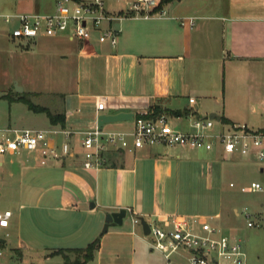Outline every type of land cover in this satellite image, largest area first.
Returning a JSON list of instances; mask_svg holds the SVG:
<instances>
[{
    "label": "crops",
    "instance_id": "1",
    "mask_svg": "<svg viewBox=\"0 0 264 264\" xmlns=\"http://www.w3.org/2000/svg\"><path fill=\"white\" fill-rule=\"evenodd\" d=\"M131 6L106 7L115 17L109 25L119 30L116 44L99 41L97 31L88 41L66 34L32 40L36 42L35 47L53 56L55 62L50 70L62 72V79L71 81L69 89L53 91L63 94L59 111L65 112L66 124L61 127L48 121V128L84 131L97 126L100 113L132 111L137 114L155 106L193 110L192 115L172 116V123L180 128L188 129L194 117H207L212 113L225 118L227 123L242 122L238 115L241 111L237 110L241 103L233 98L225 103V80L229 71L240 78L243 72L246 76L249 64L264 62V0H161L148 13L136 12ZM39 92L43 89L32 91L34 95H40ZM100 96H106L107 100L103 110L96 108ZM190 97H194L193 103L189 102ZM185 120L189 122L186 124ZM131 125L130 120H124L110 122L107 127L104 124L103 128L118 130ZM72 139L78 155L51 158L46 165L39 164L36 155L28 151L1 157L4 188L21 202V208L25 206L24 201L45 200L77 209L94 195L90 210L101 208L109 213L126 205L124 193L130 190L132 206L126 208L132 209L138 217L143 216L148 223L174 212L156 196L150 200L145 195L151 177L153 191L157 193L160 181L166 184L172 174L173 161L163 147L110 150L103 166L107 170L102 171L103 168L82 167L81 134L76 132ZM56 140L60 143L64 136L57 135ZM78 193L84 197L83 201ZM236 209L232 207L233 217L238 216ZM128 213L132 217V212ZM216 214L220 215V222L227 223V230L236 235L234 218L231 221L228 215L226 218L221 213ZM102 223L103 218L87 227L81 223L75 226L71 236L89 242L100 237L93 258L85 263L120 264L122 240L121 232L116 229L120 224L110 225L107 232L101 233ZM130 234L134 240L141 238L135 230ZM108 235L114 248L109 251L112 256L107 260L102 252ZM22 246L21 242L17 249L20 254ZM81 247L85 246H66L53 251ZM52 252L50 254L55 255ZM131 264H136L135 257L131 258Z\"/></svg>",
    "mask_w": 264,
    "mask_h": 264
},
{
    "label": "rangeland",
    "instance_id": "2",
    "mask_svg": "<svg viewBox=\"0 0 264 264\" xmlns=\"http://www.w3.org/2000/svg\"><path fill=\"white\" fill-rule=\"evenodd\" d=\"M103 1L105 7L117 9L129 7L133 0ZM55 2L56 0H0V129L9 125L19 128L49 127L46 113L34 112L28 109L24 102L10 101L6 95L16 97L18 93H23L34 103L47 106L52 111H59L63 104V94L53 91L71 87L70 80L62 79L64 75L62 72L50 70L55 62L53 56L35 47L36 42H20L7 37V32L14 25L4 21V16L17 12H51L54 10ZM244 73L239 78L230 71L227 72L224 86L225 103L227 104L232 98L238 104L241 103L240 108L237 109L241 111L238 112L240 120L246 121L251 127L264 128V62L249 64L246 76ZM16 85L22 90L17 91ZM39 88L43 89V92H39L40 95H34L32 91ZM188 122L185 120L186 124ZM109 123H105V126L107 127ZM157 146L161 145L154 147ZM161 147L173 161L172 174L166 184L162 185L164 182L160 181L157 193L153 191L154 181L151 177L147 187L148 193L145 195L150 200L156 196L167 205L169 210L179 213L199 214L206 217L221 213L226 218L228 215L231 221L234 218L235 233L241 239L245 253L244 263L264 264V227H248L243 215L233 217L232 212V207L241 209L246 205H255L258 201L264 200V195L244 193L239 191L237 186H229L231 181L240 185L252 180H261L264 173L260 170V164L256 161L241 159L229 160L217 153L200 149L181 146ZM101 170L105 171L107 168ZM0 187L2 188V190L0 188V210L12 211L9 226L0 228V240H5L4 243L0 241V264H68L62 254L51 255L50 253L60 247L87 245L89 241L86 239L78 238L76 235L71 236L75 226L84 223L87 227L103 218L100 232L103 231L108 212H104L101 208L97 211L90 210L94 195L91 196L90 201H85L84 197L78 193L84 201L78 205L77 209H71L70 205L61 207L62 203L58 201L45 200L38 203L24 201L25 206L21 208V202L6 192L1 169ZM99 193H101L100 189ZM124 196L127 202L124 207L132 206L131 191L125 192ZM138 196L140 198L141 195L138 194ZM147 219L150 220V217ZM225 223L221 222V225L228 233L227 223ZM116 229L119 233L121 232L119 237L122 240L120 264H131V258L134 257L136 264H166L161 253L150 249L149 238L144 235L139 223H133L130 213L127 212L123 223ZM132 230L141 234V238L134 240L130 234ZM21 242L23 243L20 247L22 254L17 250ZM109 242H112L110 235L103 244L105 246L102 254L106 259L112 256L109 251L114 248ZM67 254L71 262L79 261L75 253ZM221 263L227 264L226 261ZM84 264H97V262L90 261ZM170 264H188V262L184 256L174 254Z\"/></svg>",
    "mask_w": 264,
    "mask_h": 264
},
{
    "label": "built area",
    "instance_id": "3",
    "mask_svg": "<svg viewBox=\"0 0 264 264\" xmlns=\"http://www.w3.org/2000/svg\"><path fill=\"white\" fill-rule=\"evenodd\" d=\"M161 0H133L131 9L136 12L155 9ZM114 15L109 13L103 0H56L51 12H17L4 16V21L14 26L7 32L10 40L32 41L41 37L66 34L83 41L90 40L94 31L99 41L116 44L119 30L110 22ZM194 97L189 98L193 103ZM107 106L106 96H100L96 102L97 110ZM190 110L188 115H192ZM187 115V116H188ZM172 115L161 112L153 114L145 110L133 115L132 125L127 129H104L98 126L84 131H72L65 128H17L0 129L1 157L7 153H34L39 164L46 165L51 158L78 155L73 147L72 136L81 134L80 149L82 167L97 170L107 163L106 154L110 150L133 151L145 146H181L217 153L234 160L256 161L264 173V128H254L245 122L227 123L221 118L194 117L188 129L180 128L171 121ZM63 135L64 140L57 142L56 136ZM238 187L244 193L264 195V176L261 180H252ZM133 223H140V217L130 208ZM237 215L246 218L248 227H264V200L253 206L237 208ZM12 211L0 210V228L10 224ZM221 225L220 215L206 217L199 214L187 215L177 211L165 217H157L149 222L151 250L158 251L170 264L171 257L179 254L188 264H245V253L241 239L226 232Z\"/></svg>",
    "mask_w": 264,
    "mask_h": 264
},
{
    "label": "trees",
    "instance_id": "4",
    "mask_svg": "<svg viewBox=\"0 0 264 264\" xmlns=\"http://www.w3.org/2000/svg\"><path fill=\"white\" fill-rule=\"evenodd\" d=\"M170 1V0H165ZM6 97L9 98L10 101L12 100H18L23 101L27 104L28 108L35 111V112H44L49 118V121L53 125H59L61 127H64L66 124V114L64 111H52L49 107L36 104L34 103L26 94L18 93L16 97H11L9 95H6ZM153 114H158L161 112L168 113L172 116H187L190 113V109L184 108L183 110H172L168 108H161L155 106L151 109ZM222 120L224 122H227L225 118L222 117ZM100 243V237H96L91 242H89L85 247L81 248H66V249H58L52 252V254H62V256L68 260L66 252H73L76 254V256L79 259V264H84L85 262L91 260L94 256V252L99 247ZM82 258V259H81Z\"/></svg>",
    "mask_w": 264,
    "mask_h": 264
},
{
    "label": "water",
    "instance_id": "5",
    "mask_svg": "<svg viewBox=\"0 0 264 264\" xmlns=\"http://www.w3.org/2000/svg\"><path fill=\"white\" fill-rule=\"evenodd\" d=\"M16 90L21 91L22 88L16 85ZM133 115L134 113L132 111H120L117 113H100L97 116V126L101 128L105 123L130 120L133 118ZM209 117L220 119V116L215 113L210 114ZM126 213V207H121L117 211L107 213L103 232H106L110 225L122 224ZM140 223L142 225L143 233L148 234L149 223L143 216L140 217ZM68 264H79V261L75 260L74 262H68Z\"/></svg>",
    "mask_w": 264,
    "mask_h": 264
}]
</instances>
